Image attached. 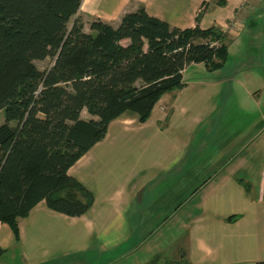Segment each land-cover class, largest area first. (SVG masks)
Returning <instances> with one entry per match:
<instances>
[{
    "label": "crops",
    "instance_id": "0c3cea01",
    "mask_svg": "<svg viewBox=\"0 0 264 264\" xmlns=\"http://www.w3.org/2000/svg\"><path fill=\"white\" fill-rule=\"evenodd\" d=\"M138 5L173 28L222 30L224 83H187L208 70L192 65L145 124L111 122L69 170L95 197L89 212L41 202L19 239L0 222V264L264 262V0H82L81 13L116 26Z\"/></svg>",
    "mask_w": 264,
    "mask_h": 264
},
{
    "label": "trees",
    "instance_id": "16d2710c",
    "mask_svg": "<svg viewBox=\"0 0 264 264\" xmlns=\"http://www.w3.org/2000/svg\"><path fill=\"white\" fill-rule=\"evenodd\" d=\"M81 7L0 0V222L17 239L18 220L41 202L68 217L89 212L95 197L69 170L111 122L130 114L146 123L165 94L184 88L189 67L214 72L229 57L220 29L173 28L140 5L117 26L97 19L86 33ZM47 58L54 63L43 72L35 62Z\"/></svg>",
    "mask_w": 264,
    "mask_h": 264
},
{
    "label": "rangeland",
    "instance_id": "374dc122",
    "mask_svg": "<svg viewBox=\"0 0 264 264\" xmlns=\"http://www.w3.org/2000/svg\"><path fill=\"white\" fill-rule=\"evenodd\" d=\"M139 7H140V5L137 6V9ZM198 15L199 16H202L203 13H199ZM77 17L82 20V22L84 24V30H85L86 33H90V25H91V23L94 20L100 19V18L91 17L88 14H83V13H81V11L79 12V14H78ZM104 22H106V21H104ZM227 42L228 41H226V44H228ZM229 57H228V59H229ZM53 63H54V61L51 58H47L44 61H36L35 62V64L38 67V69L41 70V71H43V72L44 71H48L53 66ZM223 76H224V72H222V71H220V72L219 71L218 72L217 71L213 72V71H209V70H206V69H197V68L194 67V68H191V69L188 70V73L185 75V80H186L187 83H191V80L198 81V82H213V81H215L218 84V90H219L220 86L224 83V79H222ZM192 84H190L189 87H193ZM183 89H178V90H183ZM221 90H223V89H221ZM175 91H177V90H175ZM169 93H171V92H169ZM172 93H174V92L172 91ZM174 95L176 96L177 94H174ZM128 115L129 116H132L130 114H128ZM82 118L84 120L94 119L86 111H84L82 113ZM137 121H138V119H137ZM4 123H5L4 112L3 111H0V125H2ZM12 126L15 127L16 124L15 123H12ZM150 192H151V190H147V192H145V198L146 199H147V196H148V194ZM15 264H21V263H20V261H17V263H15Z\"/></svg>",
    "mask_w": 264,
    "mask_h": 264
}]
</instances>
